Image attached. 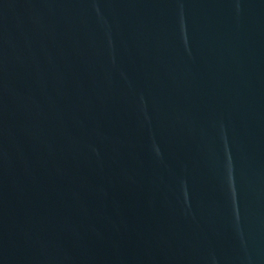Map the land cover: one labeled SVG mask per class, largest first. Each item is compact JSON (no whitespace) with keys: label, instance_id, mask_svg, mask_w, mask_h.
Listing matches in <instances>:
<instances>
[{"label":"water","instance_id":"obj_1","mask_svg":"<svg viewBox=\"0 0 264 264\" xmlns=\"http://www.w3.org/2000/svg\"><path fill=\"white\" fill-rule=\"evenodd\" d=\"M0 264H264V0H0Z\"/></svg>","mask_w":264,"mask_h":264}]
</instances>
